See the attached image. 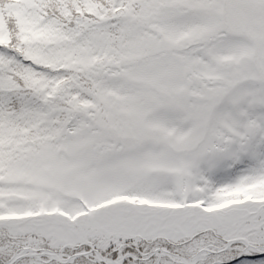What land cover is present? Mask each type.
Listing matches in <instances>:
<instances>
[{"label":"snow or ice","instance_id":"6c2138e0","mask_svg":"<svg viewBox=\"0 0 264 264\" xmlns=\"http://www.w3.org/2000/svg\"><path fill=\"white\" fill-rule=\"evenodd\" d=\"M0 264H264V0H0Z\"/></svg>","mask_w":264,"mask_h":264}]
</instances>
